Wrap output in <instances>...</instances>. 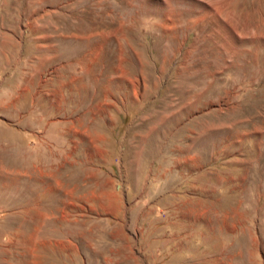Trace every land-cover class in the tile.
Segmentation results:
<instances>
[{"label": "rangeland", "instance_id": "374dc122", "mask_svg": "<svg viewBox=\"0 0 264 264\" xmlns=\"http://www.w3.org/2000/svg\"><path fill=\"white\" fill-rule=\"evenodd\" d=\"M0 264H264V0H0Z\"/></svg>", "mask_w": 264, "mask_h": 264}]
</instances>
